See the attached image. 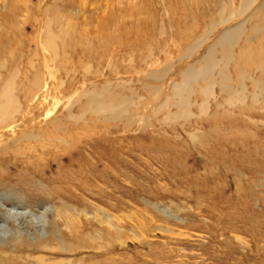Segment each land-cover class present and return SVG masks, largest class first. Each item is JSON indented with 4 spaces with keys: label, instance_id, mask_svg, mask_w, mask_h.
<instances>
[{
    "label": "rangeland",
    "instance_id": "374dc122",
    "mask_svg": "<svg viewBox=\"0 0 264 264\" xmlns=\"http://www.w3.org/2000/svg\"><path fill=\"white\" fill-rule=\"evenodd\" d=\"M240 1L0 0V77L36 71L46 82L16 115L30 121L25 132L76 114L93 88L143 102L78 147L47 154L32 140L0 155V264H264V94L217 108L225 95L214 85L207 99L192 95L188 116L172 94L219 33L251 15L235 16ZM225 6L231 19L187 55ZM47 24L59 36L54 57ZM258 46L244 45L253 66L240 56L228 66L232 84L237 68L254 69ZM17 133L0 135V147Z\"/></svg>",
    "mask_w": 264,
    "mask_h": 264
},
{
    "label": "bare ground",
    "instance_id": "6f19581e",
    "mask_svg": "<svg viewBox=\"0 0 264 264\" xmlns=\"http://www.w3.org/2000/svg\"><path fill=\"white\" fill-rule=\"evenodd\" d=\"M258 1L259 0H241L239 7L236 9V13H234L235 16L239 17L243 14L245 15L252 9L251 15L246 18L245 22L240 23L237 27L235 26L233 29L220 32L217 39L207 50L205 54L206 57H204L205 59L203 58L195 63V65L187 67L183 72L182 81L174 84L172 94L177 98L174 104L179 111L177 114L184 115V113H187L188 116L190 107L197 103L195 100L191 101L192 95L199 94L205 96L207 99L209 96H212V87L214 85H219L221 91L225 95L222 103H216L217 108H224L225 106L231 107L238 101L241 103V107H243L245 106V101L249 98L248 96H250L252 102L256 103L260 94H264V82L262 80V78H264V46H262L264 45V18L262 14L264 0L261 3H258ZM231 17L229 8L227 6L223 7L219 18L212 21L211 24L209 22L210 26L204 31L203 35L194 42L192 41L193 44L186 48V54L193 52L207 37L215 32L220 25L228 22ZM249 21L252 22L250 25L251 32H249V29H247L245 25ZM47 27L48 24L43 31L44 40L42 44L45 51L48 50L54 57L57 55L58 49L56 42L59 36L53 35ZM252 42L257 45L259 44L255 52V62H253L255 65L254 69L249 73L243 69L240 70L237 68L236 73L238 81L232 84L227 68L231 64L237 62L238 56H240V59L243 58V67L248 68L253 66L252 62H249L248 57L244 54L248 49L244 47V45H248L249 47ZM236 48L237 50L240 49L238 53L235 52ZM17 71L11 72L6 78L0 77V135L5 136L8 130L15 131L16 129L23 130V133L21 135L17 133L16 138L8 139L7 142L5 141L0 147V155L6 153L15 154L20 151L19 146L22 142L32 140L39 145L41 152L47 151V154H49L52 149L60 148L61 145L67 147H74L76 145L78 147L81 141L83 142L88 139L87 141L90 142L89 140L93 137V131L97 128V123L100 121L114 122L121 119L130 120V118L134 116L133 113L136 112L134 109H138L143 105L141 98L135 100L121 92H116L108 86L103 87L101 91L97 88H93L87 91V94L83 95L84 102L80 101L81 96L77 100V103L81 102V107L76 114L69 113L64 118L53 121L50 130L47 129V131H45L38 129L36 134H31L25 132L26 128L22 126L23 123L25 124L26 120L20 118V116L17 118L16 115L23 112V107L29 109L30 106L34 104L33 102L36 100L37 96L41 97L47 94V89L45 87L46 82L41 72L35 71V73L33 72L30 76L24 74L22 79H19L20 76L18 75L22 74V72L19 70ZM256 73H258L259 76L254 78L252 75ZM247 80L251 81L255 89L250 95L246 93L245 82ZM205 103L204 101L198 105L199 107L202 106V113H206L207 110L206 107H203L206 106ZM162 106H164V104L159 106L158 109L161 110L163 108ZM17 121H21L22 123L20 125L16 124ZM29 122L30 121L26 123ZM34 151L37 152L35 148ZM26 154L27 152H22V154L20 153L19 155H22L24 158ZM12 159V164L16 166L18 160L15 158ZM29 166V160L23 162L24 168L28 169Z\"/></svg>",
    "mask_w": 264,
    "mask_h": 264
}]
</instances>
